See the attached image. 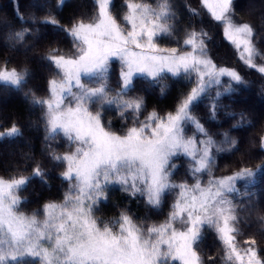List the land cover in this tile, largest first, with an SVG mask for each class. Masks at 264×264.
<instances>
[{"label":"snow or ice","instance_id":"6c2138e0","mask_svg":"<svg viewBox=\"0 0 264 264\" xmlns=\"http://www.w3.org/2000/svg\"><path fill=\"white\" fill-rule=\"evenodd\" d=\"M200 4L210 20L188 0H15L13 18H0V83L22 90L39 110L29 126L43 129L38 154L0 162V264H264V186L253 185L264 172V111L222 102L250 81L213 55L222 25L264 81V0ZM34 63L46 70L42 91L24 88ZM179 77L173 95L168 81ZM19 120L6 117L0 140L23 135ZM57 168L62 198L40 203L36 193L37 207L19 211L30 202L20 193L33 180L50 188ZM117 191L143 214L113 200L118 215L97 216ZM209 234L215 251L202 246Z\"/></svg>","mask_w":264,"mask_h":264},{"label":"trees","instance_id":"16d2710c","mask_svg":"<svg viewBox=\"0 0 264 264\" xmlns=\"http://www.w3.org/2000/svg\"><path fill=\"white\" fill-rule=\"evenodd\" d=\"M198 1V0H197ZM88 0H85L87 3ZM145 2L155 3V0H145ZM178 4H182L183 0H176ZM193 6L198 7L193 0H188ZM14 3L15 0H0V18H8L11 19L14 16ZM21 6L23 8L24 0H20ZM122 3V0H115V4L117 7ZM91 11V9H89ZM201 11V10H200ZM237 17L245 15V11L241 9H237ZM202 12V11H201ZM205 19H209L204 16ZM254 22L259 27L260 18L258 14H253ZM210 20V19H209ZM6 29L4 25L0 23V43L3 41V32ZM67 47V45H63ZM213 55L216 59L224 64L229 66H235L241 72V74L245 77L246 80L250 81L248 86L240 85L239 90L237 92H233L230 95H225L222 98V102L231 106L233 111H239L241 109H245L249 113H252L254 116L258 115L261 111H264V94L260 93V85L264 84L259 77V74L247 69L244 65H242L238 60L236 53L234 51L233 46H231L221 35L220 26L216 29V35L214 40V47H213ZM22 59V56H16L15 62L19 63ZM115 64L114 68H118L119 61L114 59ZM0 62H2V57H0ZM9 66L11 67L12 64L10 63ZM33 73L34 75L32 78L28 80V83L24 85V88H28L30 86H35L38 90L42 91L43 87V76L45 74V69L42 65L33 64ZM171 85V94H175L177 90L184 86V78H171L168 81ZM155 100V97H153ZM170 98L159 99L158 103L161 108H166L170 103ZM201 111H204L203 105H201ZM39 110L38 109H30L29 105L25 101L22 90L14 89L10 86H4L0 83V125L6 124V117H10L12 115H18L20 117L19 122L23 125L24 132L23 135L20 137L10 138L0 140V162H2L9 154L15 152L17 154L21 152H28V151H35L37 154L39 153L41 140L43 137V129L40 125L36 126H29L28 120L35 119L38 116ZM108 115H111L109 113ZM221 117L223 118V111H221ZM107 115L105 119L107 120ZM223 118L220 122L221 126L227 127L228 123H224ZM115 126H119V121H113ZM216 124L215 121L212 122ZM187 127V126H186ZM191 128L188 129V133L191 134ZM249 131H252L249 129ZM233 135H239V132L236 130L232 131ZM63 147H61V151H63ZM223 161L221 162V167H223ZM60 169H55L53 172L50 173V188L43 187L38 180H33L28 184L27 190L21 192L22 196H26L29 199V203H22L18 206V210L21 212L30 213L32 209L37 207V196L36 193H40L39 202L43 203L44 199L47 198H62L60 195L63 191V188L60 186L59 179L57 177V173ZM183 168H181L178 175H183ZM0 174L2 170H0ZM216 174H220V169L216 170ZM254 187L259 192L264 186V172H257L256 178L253 181ZM251 190V189H249ZM175 197V193L169 194V202L172 198ZM119 201L121 203H129V207L131 208L132 212L136 214L137 217L143 214V208L141 205H138L137 199H132L130 202L127 201L125 197L122 196L118 191L114 192L113 195L110 197L109 204L104 206L100 211L96 212L97 216L100 217H111L113 215H118V209L113 208L111 206V202ZM167 208H165V212ZM155 220H162L163 215L153 217ZM216 241L213 240L212 236L209 234L206 239L203 241L204 248H211L215 251ZM177 264V263H176Z\"/></svg>","mask_w":264,"mask_h":264},{"label":"rangeland","instance_id":"374dc122","mask_svg":"<svg viewBox=\"0 0 264 264\" xmlns=\"http://www.w3.org/2000/svg\"><path fill=\"white\" fill-rule=\"evenodd\" d=\"M197 5H199L200 6V10L202 11V13L204 14V16L205 17H207V18H209V19H211V17H210V15H209V13L207 12V9L206 8H204L201 4H200V0H193ZM220 27H222V25L220 26ZM113 60L114 59H116V58H112ZM237 60L239 61V59L237 58ZM240 62V61H239ZM241 63V62H240ZM242 64V63H241ZM243 65V64H242ZM137 76H139V74H137ZM68 99H70V97L68 98ZM204 179L206 180L207 179V176L205 175L204 176ZM118 227V226H117ZM177 264H179V261H177L176 262Z\"/></svg>","mask_w":264,"mask_h":264}]
</instances>
